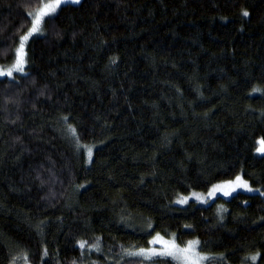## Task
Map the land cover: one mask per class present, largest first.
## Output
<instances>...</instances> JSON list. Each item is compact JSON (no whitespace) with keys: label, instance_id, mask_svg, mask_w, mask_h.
Instances as JSON below:
<instances>
[{"label":"trees","instance_id":"1","mask_svg":"<svg viewBox=\"0 0 264 264\" xmlns=\"http://www.w3.org/2000/svg\"><path fill=\"white\" fill-rule=\"evenodd\" d=\"M44 1L0 0V65ZM43 26L0 79V264H176L124 255L157 233L264 264V0H81ZM237 176L260 194L172 204Z\"/></svg>","mask_w":264,"mask_h":264},{"label":"snow or ice","instance_id":"2","mask_svg":"<svg viewBox=\"0 0 264 264\" xmlns=\"http://www.w3.org/2000/svg\"><path fill=\"white\" fill-rule=\"evenodd\" d=\"M65 3H72V4H79L81 3V0H52V2L49 3H43L42 7L37 9L35 12L29 13L32 17L31 20V27L28 29L27 33L24 35L19 36V46L16 49V59L14 63L8 67V69L5 71L3 69H0V77L6 76V77H13L14 73H24L25 72V64H26V53H25V42L29 40L30 37L33 36L35 33L41 32V24L44 21L45 17H49L51 14H54L57 12V10L61 7L62 4ZM243 16H248L249 13L245 10L242 13ZM67 119V117H65ZM69 130L72 132L73 136H76L75 129L71 128L69 126ZM261 143H264V140L261 141ZM77 146L79 145V138L77 137ZM261 151H264V149H261ZM88 156L91 159L92 156V149L88 148ZM225 187L229 188V191H224V195H229L230 191H235L236 188L241 187L245 188L248 191H252V189L248 186V183L240 176H237L235 181H228L226 186L222 185H214L213 188L209 191L208 195L212 196L216 191H222ZM258 191V190H257ZM264 194V193H262ZM196 196V199H200V196L198 194H193ZM188 197H185L181 200H178V203H187ZM149 227L151 225L149 224ZM80 248H84L86 242L85 241H79ZM150 244H161V249L156 248H149L139 249L135 254L136 255H144L146 258L150 257H172L174 260L178 262V264H201L202 260L207 259V257L202 256L197 251V246L200 244L199 240H193L187 242V244L184 247H180L176 244L175 240H165L159 233L156 234V236L149 241ZM91 247L95 248L97 251H99V244L92 245ZM46 254V250H45ZM259 253L257 254V256ZM257 256L251 257L253 262L256 261ZM27 257H25V260ZM13 264L15 262L13 261Z\"/></svg>","mask_w":264,"mask_h":264},{"label":"rangeland","instance_id":"3","mask_svg":"<svg viewBox=\"0 0 264 264\" xmlns=\"http://www.w3.org/2000/svg\"><path fill=\"white\" fill-rule=\"evenodd\" d=\"M49 2H52V0H45L43 3H49ZM43 3L41 4V6L40 7H42V5H43ZM65 4H72V3H65ZM62 5H64V4H62ZM61 5V6H62ZM72 5H74V4H72ZM39 7V8H40ZM39 8H37V9H39ZM36 9V10H37ZM35 10V11H36ZM35 11H33V12H35ZM58 11V10H57ZM55 14V13H54ZM54 14H51L50 16H52V15H54ZM49 16V17H50ZM31 17V16H30ZM46 18H48V17H45L44 18V20L46 19ZM31 20H32V17H31ZM43 23H44V21L42 22V24H41V32H39V33H35V34H33V36L32 37H30L29 38V40L30 39H32L33 37H36V36H41V35H43L44 34V26H43ZM31 27V26H30ZM29 27V28H30ZM28 31V30H27ZM27 33V32H26ZM25 33V34H26ZM29 40L27 41V42H25V53H26V46H27V43L29 42ZM19 46V43H18V45H17V47ZM17 47H16V49H17ZM16 49H15V56H14V59H13V61L10 63V64H6V65H0V69H3V70H7L8 69V67H10L13 63H14V61H15V59H16ZM25 59H26V56H25ZM26 66H27V60H26V64H25V72L24 73H14V75H13V77H6V76H2V77H0V79L1 78H8V79H13L15 76H17V75H23V74H25L26 73ZM261 141L262 140H258L257 141V147H256V153H257V155H259V156H262V157H264V151H261V149H264V143H261ZM241 177V176H240ZM242 178V177H241ZM235 179L236 178H234L233 180H229V181H235ZM242 180H244L243 178H242ZM245 181V180H244ZM227 182L228 181H223V182H220V183H216V184H214V185H222V186H226L227 185ZM248 183V182H247ZM214 185H212L208 190H206V191H204V192H199V191H193V192H191V193H189L188 195H184V196H180V197H178L177 199H175L174 201H173V205H176V206H181V207H183V206H186L188 203H190V202H194L196 205H199V206H207V205H209L212 201H214L217 197H221V198H224V199H229L231 196H233V195H235L236 193H247V194H260V192L259 191H257L256 189H253L249 184H248V186L252 189V191H248L247 189H245V188H241V187H238V188H236L235 189V191H230V194L229 195H224V191H229V188L228 187H225L224 188V190H222V191H216L212 196H209L208 195V193H209V191L213 188V186ZM198 194L199 196H200V199H196V196L195 195H193V194ZM185 197H188V201H187V203H178L177 201L178 200H181V199H183V198H185ZM156 235H153L150 239H149V241H151L154 237H155ZM165 240H174L173 238H164ZM161 247H162V245L161 244H150L149 243V246H148V248H144V249H149V248H156V249H161ZM181 247V246H180ZM91 250H95L94 248H91ZM139 249H136V250H134V251H132V254H124L125 256L127 255V256H132V257H136V258H140V259H143V260H145V261H147V262H149V261H152V260H155V259H169V260H171V261H173V262H175L176 264H178V262L176 261V260H174L172 257H155V256H153V257H150V258H146L144 255H136L135 253L138 251ZM197 251L199 252V250H198V246H197ZM200 253V252H199ZM202 256H204V254H202V253H200ZM204 257H206V256H204ZM208 260V257H207V259H205V260H202L201 261V264H205L206 263V261ZM13 261L15 262V264H26V262H24V258H23V256L21 255V254H18V253H16V255L14 256V259H13Z\"/></svg>","mask_w":264,"mask_h":264}]
</instances>
